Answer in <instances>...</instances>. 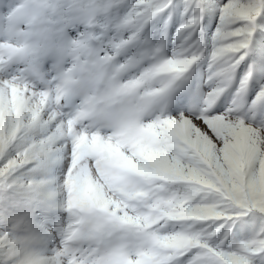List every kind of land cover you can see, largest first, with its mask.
<instances>
[{
  "label": "snow or ice",
  "instance_id": "1",
  "mask_svg": "<svg viewBox=\"0 0 264 264\" xmlns=\"http://www.w3.org/2000/svg\"><path fill=\"white\" fill-rule=\"evenodd\" d=\"M0 264H264V0H0Z\"/></svg>",
  "mask_w": 264,
  "mask_h": 264
}]
</instances>
